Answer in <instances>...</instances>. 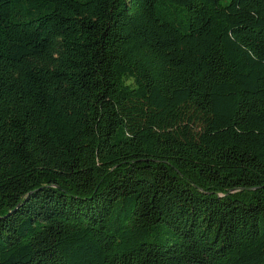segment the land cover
<instances>
[{
    "label": "trees",
    "instance_id": "1",
    "mask_svg": "<svg viewBox=\"0 0 264 264\" xmlns=\"http://www.w3.org/2000/svg\"><path fill=\"white\" fill-rule=\"evenodd\" d=\"M0 264H264V0H0Z\"/></svg>",
    "mask_w": 264,
    "mask_h": 264
}]
</instances>
